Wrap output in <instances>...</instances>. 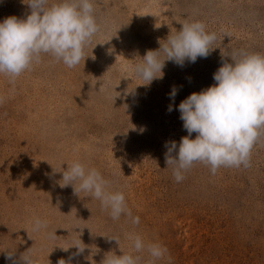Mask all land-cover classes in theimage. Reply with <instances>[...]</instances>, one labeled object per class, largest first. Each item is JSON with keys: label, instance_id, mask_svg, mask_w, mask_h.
<instances>
[{"label": "rangeland", "instance_id": "rangeland-1", "mask_svg": "<svg viewBox=\"0 0 264 264\" xmlns=\"http://www.w3.org/2000/svg\"><path fill=\"white\" fill-rule=\"evenodd\" d=\"M95 9L100 30L85 62L68 68L45 54L14 81L0 74V264H19L28 248L39 264H101L121 249L140 264H264V130L247 167L213 174L195 162L177 182L166 164V144L188 135L180 112L168 111L171 90L179 89L178 109L215 83L222 51L264 54V0H95ZM30 11L21 0H0V20ZM195 21L217 34V48L183 67L169 61L162 79L137 86L144 81L133 68L146 51ZM77 160L124 192L138 225L127 216L113 220L99 200L59 186L62 173L53 168ZM35 217L47 228L34 232ZM130 233L167 254L153 262L147 250L136 253ZM79 237L83 253L61 248Z\"/></svg>", "mask_w": 264, "mask_h": 264}, {"label": "clouds", "instance_id": "clouds-1", "mask_svg": "<svg viewBox=\"0 0 264 264\" xmlns=\"http://www.w3.org/2000/svg\"><path fill=\"white\" fill-rule=\"evenodd\" d=\"M21 2L31 9L26 16L12 15L0 20V74L14 81L45 54L68 68L76 67L82 60L85 62V47L100 30L95 0ZM217 39V34L207 31L201 21L182 23L180 30L169 34L164 43L160 40L158 49L147 50L142 62L134 66V73L144 81L137 86H150L154 80L162 79L163 69L169 61L183 67L185 62L195 63L198 58H207L217 48L213 47ZM221 54L222 64L213 74L214 84L192 92L179 103L178 109L174 102L179 89L173 87L170 92L173 103L169 104L168 111L180 112L188 133L178 145L176 141L166 144V164L167 167L174 166L177 182L184 179V171L195 162L210 165L213 174L221 166H249L251 151L264 130V54L246 51H222ZM193 133L195 138H192ZM53 170L62 173V179L58 181L61 188L71 186L79 197L83 192L99 200L113 220L127 216L133 224L140 223V217L132 215L124 192L110 190L109 181L96 168L77 160L67 163L66 169ZM47 226L45 220L34 218V232ZM107 237L119 244L118 238ZM128 239L133 242L136 253L147 250L153 262L167 254L166 247L146 244L139 234L130 233ZM71 247L77 249L76 255L88 248L80 237L67 248H61L68 251ZM15 252L16 249L8 250V258L11 259ZM107 253L101 264H140V256L124 253L122 249L119 255L115 251ZM19 264H39L38 257L28 248L20 255ZM59 264H71V261L61 259Z\"/></svg>", "mask_w": 264, "mask_h": 264}]
</instances>
